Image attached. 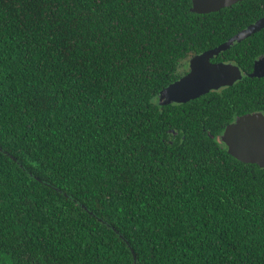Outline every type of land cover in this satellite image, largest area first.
Instances as JSON below:
<instances>
[{"label":"trees","instance_id":"16d2710c","mask_svg":"<svg viewBox=\"0 0 264 264\" xmlns=\"http://www.w3.org/2000/svg\"><path fill=\"white\" fill-rule=\"evenodd\" d=\"M191 7L0 0V147L20 163L0 152V264H264V169L222 140L264 114V77L249 76L264 29L213 60L241 81L184 104L159 95L264 0Z\"/></svg>","mask_w":264,"mask_h":264},{"label":"water","instance_id":"95a60500","mask_svg":"<svg viewBox=\"0 0 264 264\" xmlns=\"http://www.w3.org/2000/svg\"><path fill=\"white\" fill-rule=\"evenodd\" d=\"M242 1L244 0H192V7L190 11L201 15L211 14L219 12L224 8L231 7ZM263 29L264 17L235 35L226 43L192 58L190 61V72L160 92L159 95L161 97V104H184L209 94L210 92L231 87L238 81H241L244 78V74L238 66L232 63L214 64L212 63V60L221 55L223 52L228 51L237 43L248 39ZM208 65L214 70L226 72V77L222 79L208 80L202 84L195 83L196 77L201 72L202 68ZM249 76L252 78L264 77V58L262 61H257L253 73ZM187 85L191 86L186 87ZM181 89H183V91H179ZM222 140L228 146L229 154L234 158L243 163L257 165L264 169V114H247L238 118L235 123L227 127ZM0 152H3L11 157L16 163L20 164L14 156L4 151L1 147ZM65 196L68 197L66 194ZM82 207L89 214L94 215V213L87 207L84 205H82ZM99 220L103 221L102 219ZM117 233L119 234V232ZM130 248L132 254L134 255L135 262H137L136 253L131 246Z\"/></svg>","mask_w":264,"mask_h":264},{"label":"snow or ice","instance_id":"6c2138e0","mask_svg":"<svg viewBox=\"0 0 264 264\" xmlns=\"http://www.w3.org/2000/svg\"><path fill=\"white\" fill-rule=\"evenodd\" d=\"M66 2V0H53V3L59 7L61 3H64ZM143 3L145 4H151L154 2V0H142ZM155 2L159 3L160 0H155ZM101 3H103V0H101ZM52 11L54 12L55 11V8L52 9ZM146 71L148 72H151L153 71L152 68H148L146 69ZM227 75L226 72L224 71H217V70H214L212 68L208 66H204L201 70V72L197 75L196 77V80H195V83H204L208 80H212V79H222V78H225ZM2 82V81H0ZM191 85H187L186 87H190ZM214 88V87H212ZM179 91H183V89L179 90ZM207 92V91H206ZM234 125H237V124H234Z\"/></svg>","mask_w":264,"mask_h":264},{"label":"flooded vegetation","instance_id":"af4514ba","mask_svg":"<svg viewBox=\"0 0 264 264\" xmlns=\"http://www.w3.org/2000/svg\"><path fill=\"white\" fill-rule=\"evenodd\" d=\"M194 58V57H193ZM192 59V58H191ZM191 59L189 60V69H188V72L186 73V75L190 72V61H191ZM214 60V59H213ZM213 60H212V63H214V64H217V63H226V64H228L227 62H213ZM263 60V58H261V59H259L258 61H262ZM256 63H257V61H256ZM256 63H255V65H256ZM232 64H234V63H232ZM234 65H236V64H234ZM255 65H254V69H255ZM237 66V65H236ZM253 69V70H254ZM184 77V76H183Z\"/></svg>","mask_w":264,"mask_h":264}]
</instances>
